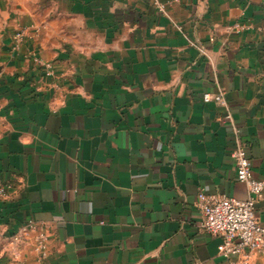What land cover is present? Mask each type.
<instances>
[{"label":"crops","instance_id":"crops-1","mask_svg":"<svg viewBox=\"0 0 264 264\" xmlns=\"http://www.w3.org/2000/svg\"><path fill=\"white\" fill-rule=\"evenodd\" d=\"M28 19L0 46V264H264L223 256L198 207L247 198L237 148L264 181V0H50ZM29 223L43 262L35 234L13 241Z\"/></svg>","mask_w":264,"mask_h":264},{"label":"built area","instance_id":"built-area-1","mask_svg":"<svg viewBox=\"0 0 264 264\" xmlns=\"http://www.w3.org/2000/svg\"><path fill=\"white\" fill-rule=\"evenodd\" d=\"M20 37L19 35L18 38ZM203 100L206 103L215 101L225 104L222 92L214 97L207 93ZM232 156L237 178L246 186L247 198L238 200L227 196L208 195L201 191L198 201L202 215L200 230L209 236L222 239L219 250L225 257L241 254L264 255V225L255 215V205L263 193L264 181L254 178L252 161L243 154L242 149L237 148ZM9 189L8 183L0 182V197H6ZM22 230L28 233L37 231V227L29 223ZM40 236V247H44L46 236L45 234Z\"/></svg>","mask_w":264,"mask_h":264},{"label":"rangeland","instance_id":"rangeland-1","mask_svg":"<svg viewBox=\"0 0 264 264\" xmlns=\"http://www.w3.org/2000/svg\"><path fill=\"white\" fill-rule=\"evenodd\" d=\"M50 0H0V46H5L4 43L8 40L12 51H19L25 44L29 33L34 30L35 22L28 19L32 17H38L41 8L45 3ZM44 4V5H43ZM21 36L18 38V36ZM31 60L37 65L45 67L44 73L46 77L54 78V71L49 64H46L37 56L28 55ZM43 69V68H42ZM43 72V71H42ZM35 234V252L39 262H43L46 259V245L40 247V234L36 231H30L28 233L23 232L21 229L13 238L14 243H18L25 236ZM47 240V238H46ZM45 243V242H44ZM17 263L21 264L20 258L16 257Z\"/></svg>","mask_w":264,"mask_h":264},{"label":"water","instance_id":"water-1","mask_svg":"<svg viewBox=\"0 0 264 264\" xmlns=\"http://www.w3.org/2000/svg\"><path fill=\"white\" fill-rule=\"evenodd\" d=\"M2 68L0 67V74H1Z\"/></svg>","mask_w":264,"mask_h":264}]
</instances>
